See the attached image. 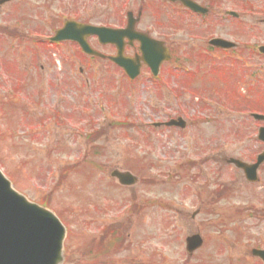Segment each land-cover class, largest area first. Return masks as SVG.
I'll use <instances>...</instances> for the list:
<instances>
[{"label": "rangeland", "instance_id": "374dc122", "mask_svg": "<svg viewBox=\"0 0 264 264\" xmlns=\"http://www.w3.org/2000/svg\"><path fill=\"white\" fill-rule=\"evenodd\" d=\"M196 1L219 4L204 19L207 30L189 14L185 29L159 27L164 11L150 10L141 24L178 43L177 66L196 77L190 88L169 73L173 68L157 82L146 72L130 83L72 44L32 45V36L48 39L61 26L62 13L83 10L91 24L118 27L138 0H15L0 7V171L29 202L58 216L63 264H258L250 254L264 250V164L258 187L226 161L251 163L262 151L261 124L249 116L264 113V58L256 51L264 44V0ZM229 11L239 19L226 17ZM210 35L245 51L212 52L205 61ZM213 63L222 67L217 75L206 72ZM180 117L187 124L181 130L152 126ZM112 171L130 172L138 183L118 186ZM104 228L124 237L116 254H97ZM196 233L203 245L189 256L185 240Z\"/></svg>", "mask_w": 264, "mask_h": 264}, {"label": "water", "instance_id": "95a60500", "mask_svg": "<svg viewBox=\"0 0 264 264\" xmlns=\"http://www.w3.org/2000/svg\"><path fill=\"white\" fill-rule=\"evenodd\" d=\"M187 4V3H186ZM188 5V4H187ZM76 34H73V31ZM96 35L100 43H114L120 49V43L123 36L132 35L131 28L126 32L119 34L118 31L107 30L104 28H87L73 23L66 24L63 29L58 31L52 41L75 40L79 43L82 50L91 54L85 44L84 37ZM217 47L231 48L232 44L223 41H216ZM151 47V48H149ZM142 48L144 60L156 61L159 59L157 47L150 43ZM114 63L122 68H126L129 77L134 78L136 75L134 69L128 68L122 59H111ZM256 120L264 121L263 117L253 116ZM173 123H170V126ZM259 139L264 141V130L259 133ZM264 155L258 158V164ZM230 164L242 169L248 180L253 181L254 170L258 166H246L238 161L229 160ZM112 178H116L123 186H129L135 183V178L130 174L113 172ZM64 231L61 224L54 218L51 213L39 208L36 205L27 203L26 200L15 193L9 182H7L0 172V264H59L62 260L60 253ZM201 246V239L196 237L187 239V250L192 252ZM253 255L258 256L264 261V253L253 251Z\"/></svg>", "mask_w": 264, "mask_h": 264}, {"label": "flooded vegetation", "instance_id": "af4514ba", "mask_svg": "<svg viewBox=\"0 0 264 264\" xmlns=\"http://www.w3.org/2000/svg\"><path fill=\"white\" fill-rule=\"evenodd\" d=\"M193 2H195L196 4L198 3L196 0H191ZM138 6H137V10H136V13L134 14L133 13V17H134V20L136 19V22L134 24L135 26V31L137 32H140V33H145L147 34L148 36H150V29H142V26L141 24L143 23V20L147 14V12H150L152 14L154 13H158L161 11H164V14H165V19L163 20H160L159 22L156 20L155 24L158 25L159 27H162L163 24L166 23V25L168 26V28H170L171 30L173 29H185L187 28L189 25L185 23L184 20H182L183 18V15L185 13H190L192 14L193 16H195L194 13H191L188 9H185L181 3H179L178 1H175L174 3L170 2V1H167V0H148V1H145V0H138ZM216 6V4H215ZM162 8V9H160ZM69 10V8L67 9V11ZM64 12V11H63ZM70 13V12H68ZM67 12H65V14H68ZM77 14L76 15L74 13V15H71L70 13V17L73 19V21L75 22H83V23H86V22H89L90 19L89 17L90 16H87L85 17L84 16V11L82 10H79L77 11ZM104 15L106 14V10L103 11L101 13V15ZM92 15V14H91ZM174 16V17H173ZM132 17V19H133ZM65 20V18H64ZM187 25V27H186ZM124 26H122L121 29H123ZM93 40H95V43H98L97 39H95L94 37L91 38ZM162 42H164L163 46L164 47H167V49L169 50V53L170 55L173 57L174 55H177L179 54V48H178V43L175 44L174 41L170 40L169 38L164 41L163 39H159V38H156ZM89 42V41H88ZM138 42L134 41L132 43H130L129 41H125L124 43V49H123V55L126 56L127 58H130V59H135V57L139 54V48H138ZM103 49H110L111 51L108 52V55H112V52H116V49L114 47H111V46H106V47H102ZM177 57V56H176ZM174 58V57H173ZM173 58L170 62H167V63H162L160 66H159V75L157 76V78L160 77L161 74H163L164 70L167 68V66H171L173 64ZM140 77H142V75L144 73L146 74H151V70L146 66L142 65L141 64V67H140ZM139 77V78H140ZM156 78V79H157ZM238 171V170H237ZM240 172V171H238ZM242 173V172H241ZM258 173L260 174V172L258 171ZM260 179L258 178V181H257V184H254L252 186H258L260 185L261 182H259ZM250 185V184H249ZM259 263V262H258ZM261 264V263H259Z\"/></svg>", "mask_w": 264, "mask_h": 264}]
</instances>
